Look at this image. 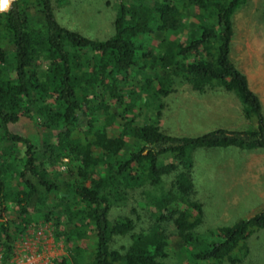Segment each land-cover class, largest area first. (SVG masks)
Listing matches in <instances>:
<instances>
[{
    "label": "trees",
    "instance_id": "1",
    "mask_svg": "<svg viewBox=\"0 0 264 264\" xmlns=\"http://www.w3.org/2000/svg\"><path fill=\"white\" fill-rule=\"evenodd\" d=\"M247 2L117 0L112 36L93 40L61 27L50 0H0V264L28 229L47 224L64 249L49 264H169L167 224L189 264L246 259L264 208L200 241L192 170L199 149L264 150L260 100L230 56L233 17ZM262 9L264 18V0ZM177 81L200 95L233 93L252 128L166 134L160 98ZM23 122L41 137L22 133ZM135 193L152 220L140 233L132 218L111 217Z\"/></svg>",
    "mask_w": 264,
    "mask_h": 264
},
{
    "label": "rangeland",
    "instance_id": "2",
    "mask_svg": "<svg viewBox=\"0 0 264 264\" xmlns=\"http://www.w3.org/2000/svg\"><path fill=\"white\" fill-rule=\"evenodd\" d=\"M50 2L54 17L61 27L93 40H106L112 36L117 0H50ZM262 8L263 0H248L233 17L236 35L233 48L231 43L232 58L240 63L248 64L252 56L251 45L248 50L242 48L244 43L264 42ZM29 20L33 28L44 26V17L38 8L29 11ZM174 89L175 91L166 98H160L164 103L160 119L163 132L173 136L196 137L223 129L221 92H206L199 95L179 81L176 82ZM152 110L156 111V107ZM235 110L236 107L232 114H235ZM241 126L242 130H248L252 128V122L247 120ZM20 130L26 135H35L37 139L41 137V133H37L31 123L23 122ZM114 133H117V129ZM229 149L231 148L199 149L193 154L192 176L195 185L193 199L203 206V220L196 231L198 239L205 243L214 240L216 229L252 217L264 208V189L262 194H241V188L238 187L233 189L232 193L219 194L223 190V183L228 182V176H225L224 168L222 170L218 168L220 164L227 167L230 163L226 154L221 158L223 150ZM250 165L256 168V175L264 173V154L256 153V158ZM169 182V179L166 180L165 187L169 186ZM111 215L112 218L118 216L132 218L135 222V233L147 231L152 224L147 201L139 193H135L134 198H129L123 207L115 208ZM165 228L169 243L167 262L189 264L183 243L176 236L172 225L167 224ZM129 238L117 237L113 246L116 249L127 246ZM14 245L15 256L9 264H49L52 259L64 254L62 244L53 240V228L50 224L28 229L26 235L17 239ZM248 247L249 254L240 264H264V229L253 235Z\"/></svg>",
    "mask_w": 264,
    "mask_h": 264
},
{
    "label": "crops",
    "instance_id": "3",
    "mask_svg": "<svg viewBox=\"0 0 264 264\" xmlns=\"http://www.w3.org/2000/svg\"><path fill=\"white\" fill-rule=\"evenodd\" d=\"M235 35L236 31L234 30V35L231 42L232 48L234 45ZM250 45L252 47L251 49L249 48ZM242 48L251 50L250 53L252 56L248 64L244 62L240 63L237 60H234L232 58V51L230 56L237 68L246 76L250 90L259 98L264 115V42L257 41L252 44L246 42ZM218 91L223 95V129L229 131H241V125L247 120L243 116L242 105L239 99L233 93L222 90L208 92ZM235 107L237 110H235V114H232V111ZM230 148L231 149L229 150H223L224 154L221 156V158H223V156L226 154L225 156L228 157L227 160H229L230 163L227 167L223 166V164H220V167L218 168L219 170L224 168L223 172L225 176H228V182L223 183V190L219 194L232 193V190L238 187L241 188V194H262L264 189V173L256 175V168L250 164L254 158H256V153L264 154V150H240L234 147ZM261 171L263 170L261 169ZM256 188L260 189L257 190Z\"/></svg>",
    "mask_w": 264,
    "mask_h": 264
},
{
    "label": "snow or ice",
    "instance_id": "4",
    "mask_svg": "<svg viewBox=\"0 0 264 264\" xmlns=\"http://www.w3.org/2000/svg\"><path fill=\"white\" fill-rule=\"evenodd\" d=\"M7 0H4V3L6 4Z\"/></svg>",
    "mask_w": 264,
    "mask_h": 264
},
{
    "label": "clouds",
    "instance_id": "5",
    "mask_svg": "<svg viewBox=\"0 0 264 264\" xmlns=\"http://www.w3.org/2000/svg\"><path fill=\"white\" fill-rule=\"evenodd\" d=\"M7 3V2H6Z\"/></svg>",
    "mask_w": 264,
    "mask_h": 264
}]
</instances>
